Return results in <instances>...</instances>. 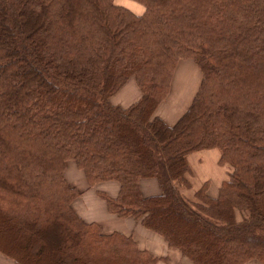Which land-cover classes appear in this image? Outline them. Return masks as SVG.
Segmentation results:
<instances>
[{"label":"trees","instance_id":"16d2710c","mask_svg":"<svg viewBox=\"0 0 264 264\" xmlns=\"http://www.w3.org/2000/svg\"><path fill=\"white\" fill-rule=\"evenodd\" d=\"M0 0V253L17 264H153L73 209L74 161L110 213L140 218L193 264H264V0ZM202 78L172 125L154 115L180 59ZM133 77L141 96L109 97ZM217 148L215 197L186 155ZM160 192L143 196L139 181Z\"/></svg>","mask_w":264,"mask_h":264},{"label":"crops","instance_id":"0c3cea01","mask_svg":"<svg viewBox=\"0 0 264 264\" xmlns=\"http://www.w3.org/2000/svg\"><path fill=\"white\" fill-rule=\"evenodd\" d=\"M125 2H126L125 0H118L115 3L118 5H122V4H125ZM134 8L136 7L134 6ZM137 9H140L142 13L144 10V7L143 8L139 7ZM136 14H140V13H136ZM183 61H188L187 62L188 64L182 66L181 62ZM189 63L193 65L194 61L192 59L187 58V59H180L177 62L172 78H171L170 86L173 85V81L175 79V75L177 74V72L180 71V69H182L183 67L188 68ZM198 69L200 73V81L198 84V87H199L201 78H202V72L200 68ZM130 79L131 78H128V80L115 93H113L109 97L110 103H112L113 105L120 106V107H127L140 98L141 96L140 88L138 87L133 77L131 80ZM129 83L131 84L128 86ZM172 89H173V86L171 90L169 88L170 94H168L169 92L167 93L166 97L157 105L154 111V115L161 118L168 125H172L173 123H175V121L182 114V112L177 110V105L181 101L179 100L178 102H174V100H177V99L173 100L170 98ZM213 149L214 148L201 149V150L193 151L186 155V161H187L190 171L192 169L193 177L191 179V177H189V175L187 174L191 186L189 188H185V189L182 188L180 190L181 194L184 195L185 197L190 198V195H193V193L203 184L207 185L206 192L208 195L212 197H215L217 195L221 182L225 178L221 179L219 182H217V184L215 183L216 185H214L212 189L213 184L211 183V179L210 178L204 179L206 175L204 174L201 175L200 171L198 170L199 167L201 169L202 162H203L202 160L213 155L212 154L213 152H211ZM194 155H199V156H194ZM219 156H220V153H219ZM219 156L217 159V163H220ZM67 164L68 166H66ZM66 165L64 169V177L67 183L73 186L74 188H76L79 192V194L76 196V198L72 202V207L84 221L97 223L102 233H111V232L117 231L125 235H130L134 239V241L136 242L137 246L140 249H145L149 251L152 255L158 257V260L154 264H193V262L189 258H187L185 255H183L182 252L178 248L169 246L165 238L161 234L146 228L141 223L140 218H135L133 216L119 217L116 214L110 213L108 211L106 207V202L104 201V199H102L99 196L98 192L103 191L110 196H115L119 188L118 184H116L115 181H104V182L96 183L93 186H88L83 171L79 169L75 163L69 164L68 162L66 163ZM74 165H75V168H74ZM193 172L195 173V177H197V181L194 180L195 177H194ZM194 182H197V183L195 184ZM98 188L102 190H99ZM139 188L143 196L144 194H146L144 193L145 190H148L149 193L152 192L156 194L160 192L158 181L156 178H153V177L140 179ZM84 190L92 191L93 195L96 198L100 197V199H102L103 202L97 203L95 201V203L97 204H94L92 206H87L84 199L81 196L82 195L81 193ZM186 193H188V195ZM80 197H81L80 202L79 201L77 202V198H80ZM76 203H78V205H76ZM10 262L12 261L7 260L2 256L0 257V264H10ZM245 264H261V263L258 262L257 260H250L246 262Z\"/></svg>","mask_w":264,"mask_h":264},{"label":"rangeland","instance_id":"374dc122","mask_svg":"<svg viewBox=\"0 0 264 264\" xmlns=\"http://www.w3.org/2000/svg\"><path fill=\"white\" fill-rule=\"evenodd\" d=\"M113 1L116 2L118 0H113ZM125 1H126L125 4H122V5H125V6L129 7L135 13H141L140 9H137V8H139V7L140 8L141 7L143 8V5L142 4L135 3V2H133L131 0H125ZM134 6L136 8H134ZM187 62L188 61L181 62V65L184 66V65L188 64ZM198 68L199 67H197V64L195 62L193 63V65L191 63H189L188 68L183 67L175 75V79H174L173 85H172L173 86V89H172L171 97L170 98L173 99V100L174 99H177V100H174V102H178L179 100L181 101L177 105V110L180 111V112H182V113L190 105L191 100H192V97H193V95L195 94V92H196V90L198 88V84H199V81H200V73H199V69ZM130 78L132 79V77H130ZM130 84L131 83H129L128 86ZM172 86H170V90H171ZM168 94H170V91H169ZM211 152H213L212 153L213 155H211V156L207 157L206 159L202 160L203 162H202L201 169L199 167L198 170L200 171V174L201 175L202 174L206 175L204 179H206V178H210L211 179V183L213 184V186H212V189H213L214 185H216L217 182H219L221 179H224V178L226 179L228 177V173L230 172L231 168H230L229 164H227V163H221V164L220 163H217V159H218V156H219V153H220L217 148H214ZM194 156H199V155H194ZM68 162H69V164H74L73 161H67V163ZM66 166H68V164ZM69 167H70V165H69ZM74 168H75V165H74ZM77 170H79V169H77ZM193 174H194V177H195V173L194 172H193ZM188 175L192 179V177H193V175H192V169H191V171L189 169ZM194 180L197 181V177H195ZM194 183L196 184L197 182H194ZM183 189H185V188H183ZM99 190H102V189H99ZM144 193H146V194H144V196L156 195V193H152V192L149 193L148 190H145ZM81 194H82L81 196L84 199V201H85V203H86L87 206H92L94 204H97L98 202H101V203L103 202V200L100 199V197H97L96 198L93 195L92 191L84 190ZM186 194L188 195V193H186ZM191 196L192 195H190V197ZM80 200H81V197L80 198H77V202L78 201L80 202ZM100 200H102V201H100ZM95 201L97 203H95ZM76 205H78V203H76ZM115 229H117V228H115ZM1 256L4 257L7 260L12 261V262H10V264H17L14 260H12L11 258L5 256L2 253H0V257Z\"/></svg>","mask_w":264,"mask_h":264}]
</instances>
